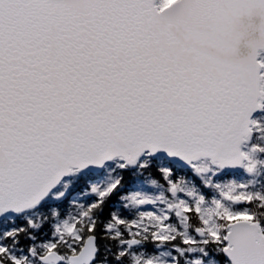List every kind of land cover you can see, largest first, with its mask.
<instances>
[{"label":"snow or ice","instance_id":"6c2138e0","mask_svg":"<svg viewBox=\"0 0 264 264\" xmlns=\"http://www.w3.org/2000/svg\"><path fill=\"white\" fill-rule=\"evenodd\" d=\"M0 264H264V0H0Z\"/></svg>","mask_w":264,"mask_h":264}]
</instances>
